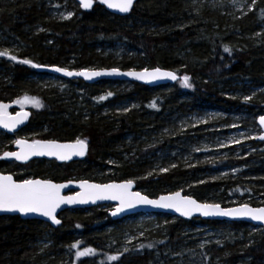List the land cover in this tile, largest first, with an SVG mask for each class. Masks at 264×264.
Masks as SVG:
<instances>
[{
	"label": "trees",
	"instance_id": "1",
	"mask_svg": "<svg viewBox=\"0 0 264 264\" xmlns=\"http://www.w3.org/2000/svg\"><path fill=\"white\" fill-rule=\"evenodd\" d=\"M57 1L0 0V51L7 50L9 56L16 57L11 60L0 56V103L23 97L38 99L41 106L27 108L29 118L18 136L58 142L79 138L86 140L87 153L82 161L62 165L33 160L23 166L22 177L32 176L55 183L87 180L101 184L137 177L138 173L146 171L144 158L147 155L163 149L172 152L174 142L188 135V132L181 135L175 131L178 138H173L172 142V138L163 133L167 127L175 129L169 119L171 114H184L198 104L220 107L223 102L237 104L224 100L221 94L228 90L242 91L245 84L264 86V31H261L264 0H256L246 16L232 25L225 16L198 0H138L123 17L110 14L94 0L89 10L77 6L67 20L51 16L48 3ZM225 47L228 52L224 51ZM109 48L115 51L106 55L105 50ZM23 60L31 63H22ZM32 65L70 70L162 68L175 72L179 80L157 88L131 83L127 93L112 88L122 82L86 84L81 80L64 79L62 91L38 90L33 78L45 73H38ZM185 75L191 87L183 86ZM165 88L169 90L165 92ZM125 99L137 102L139 109L125 114H101L104 108ZM85 101L95 108L89 104L84 106ZM263 102L264 93H260L249 105L253 103L261 111ZM140 136L151 140L152 146L145 148L143 143L136 147L137 152H130L132 144H127V137ZM12 137L0 132V155L12 149ZM152 137L156 138L153 142ZM180 139H184L180 144L182 148L189 138ZM253 144L262 146L255 140ZM123 149L128 153L125 156L121 155ZM255 158L256 162H261ZM110 160L113 161L111 166L108 165ZM235 163L239 162L220 164ZM4 164L0 160V168ZM108 169L110 172L106 173ZM190 172L196 171L177 167L165 173H154L146 179L135 180V189L156 198L174 192L188 180ZM14 177L21 181L20 177ZM239 188L244 187H231L223 181L205 182L184 190L183 195L202 203L215 199L222 207L243 202L264 207V202L246 200L245 189L240 191ZM217 190L219 193L215 194ZM225 197H235L236 203H226ZM102 208L66 211L60 215L62 224L56 229L17 216L0 217V264H264V230L251 232L250 224L184 221L166 214H138L112 221L109 212ZM145 215L153 216L154 221L129 222ZM155 224L162 227L147 232ZM196 224L213 231L223 230V237L217 242L201 243L195 249L191 242H186L185 230ZM136 231L145 235L140 247L134 252L119 249L125 237ZM45 238L50 240L46 248L41 245ZM77 242V248H72ZM85 248L93 252L77 258L76 252ZM110 256L118 259L109 260Z\"/></svg>",
	"mask_w": 264,
	"mask_h": 264
},
{
	"label": "rangeland",
	"instance_id": "2",
	"mask_svg": "<svg viewBox=\"0 0 264 264\" xmlns=\"http://www.w3.org/2000/svg\"><path fill=\"white\" fill-rule=\"evenodd\" d=\"M198 1L203 3L210 10L219 12L221 15L225 16L228 22H231L229 25H232V22L245 17L247 12H249L254 5L253 0ZM48 5H50L51 8V16L57 20L69 19L74 13V9L78 6L75 0H58L56 4L48 3ZM69 13H71L70 16ZM261 31H264V25L262 26ZM114 51L115 50H112V48H109L105 50V54H113ZM88 69L90 70L91 68ZM34 81L37 84L36 88L38 90L56 89L62 91L63 79L54 75L44 74L42 76H38V78H33V82ZM122 83L123 84L120 86L112 88H116L117 92H129L132 87L131 83ZM244 86L245 88L242 91L228 90L221 94V97L224 98V100L237 102L240 107L236 103L232 104L223 102L222 107L207 103L198 104L184 114L176 112L174 115L171 114L169 119H171L172 123H174L173 125L175 126V129L167 127L163 133L167 135V137L170 136L172 138V142H174L175 138H178L175 131L181 133V135L188 132V135H182L174 142L175 147L172 152H170V150L163 149L153 151L147 155L144 158L147 164L144 168L146 171L141 174L138 173L137 177L130 178L125 181L131 180L135 182V180L140 178L146 179L151 174L165 173L174 168L180 167L181 170H194L196 172H190L188 180L182 182L180 186L174 190L176 192H181L183 194L184 190H187L197 184L205 182L221 183V181H223L227 182L231 187L233 186L237 188L238 185H241L244 187L241 188L242 190L245 189L246 191V189H248L246 193L244 191V198H246V200L264 202V143H262L261 147H256L253 144L255 138H257L261 133V130L257 125V119L258 117L264 115V102L261 104V111L258 110L253 103L249 105V102L255 99L258 94L264 93V86L249 87L248 84H245ZM168 90L169 89L166 88L164 89L165 92ZM245 97H251V99L245 100ZM23 98L16 100L9 99L1 102L0 104L6 105L7 107L0 109V115L10 116L20 111H28L27 108L30 109L32 103H20L19 101H22ZM88 104L91 108H95L89 101L84 102V106L87 107ZM241 106H250V108L246 109ZM138 109L139 105L137 102L125 99L118 104L113 106L110 105L104 108V111H102L101 114L103 116H107L113 112L115 114L119 112L125 114L129 111H137ZM12 136V143L18 139L29 140L30 142L35 141L29 139L27 136H18V133ZM184 136L189 139L187 140L186 145L181 148L180 144L184 139L180 138H185ZM143 137L144 138H142V136L137 137L136 139L133 138L134 141L132 137H127V144H132L129 148L130 152H137L136 147L143 143L144 145L142 146L145 148L152 146L151 140L149 141L145 138V136ZM154 140H156V138L152 137V142ZM237 141H239V143H237ZM155 143H158V141H155ZM124 150L125 149H123V153L121 154L122 156L128 154ZM254 157H257L261 162H256V158L254 159ZM244 160H246L245 163H243ZM224 161H238L239 163H235L234 165L227 164L223 166L220 163ZM112 164L113 161L110 160L108 165L111 166ZM25 165L27 164L5 162L0 169L4 172L8 171V173H12L16 177H20L23 181L35 179L32 176L22 177L25 171L23 166ZM105 172L108 173L110 171L108 169ZM223 186L224 185H222V187ZM241 189L239 188L240 191ZM137 191L142 193V190L140 189ZM218 193L219 192L217 190L215 194ZM212 198L213 197L210 196V199ZM225 198H227L225 201L226 203H236L235 197ZM206 203L218 204L220 202L214 199L212 201H206ZM242 204H245V202ZM102 209L110 212L113 209V206L104 205ZM172 218L174 217L172 216ZM144 220H149L150 222L154 221L153 216L145 215L134 220L129 219V222H140ZM161 225L162 224H155L152 227H149L147 232H150L153 229H159L162 227ZM259 229L263 230L261 227L255 225H252L250 228L251 232H256ZM222 231L223 230L220 229L213 231L206 226L196 224L194 227L185 230V236L187 237L186 242H191L190 244H193L196 249L199 245H202L201 243H205L209 240L216 242L219 241L224 234ZM144 237L145 235L142 231H136L134 234L125 237L123 245H121L119 249L134 252L140 247ZM41 245L44 248L48 247L50 245L49 238L42 240ZM64 255L67 257V253Z\"/></svg>",
	"mask_w": 264,
	"mask_h": 264
},
{
	"label": "snow or ice",
	"instance_id": "3",
	"mask_svg": "<svg viewBox=\"0 0 264 264\" xmlns=\"http://www.w3.org/2000/svg\"><path fill=\"white\" fill-rule=\"evenodd\" d=\"M80 6L84 9L92 7L93 0H79ZM100 3L106 4L109 8H116L122 13L128 12L132 5L133 0H100ZM255 3V0H253ZM71 13H69V16ZM225 52L229 49L225 47ZM0 56H8L11 60H16L15 56H9L7 50L0 51ZM25 64H30L31 61H21ZM33 67H39V65H32ZM56 72H63L65 75L71 76L74 73L62 68H55ZM116 70L113 69V72ZM75 75L85 76L91 78L92 76L101 75L99 72H77ZM126 75L135 76L137 79L158 77H167L170 79H177L176 75L172 72H161L159 68L149 72L145 69L141 73L130 72ZM184 87H191L189 83V77L185 75L182 78ZM100 99H104L101 97ZM251 97H245V100H249ZM20 103L31 102L34 107L39 108L41 106L40 101L34 97H24ZM6 105L0 104V109L6 108ZM27 113H18L13 123H7L0 120V124L4 128L9 130L14 129L17 123H20L22 118L27 117ZM261 128H264V115L258 119ZM260 140H264V133L258 137ZM15 143L21 146L22 151L19 153L5 152L4 156H15L17 160H26L30 155H49L56 156L57 159L67 160L72 155L83 156L87 148V142L83 139H77L71 144H58L55 141H41L35 140L32 143H27L24 140H16ZM239 143V141H237ZM66 150V151H65ZM166 171V170H165ZM133 181L129 180L123 184H108V185H96L88 184L86 181H82L80 187L84 191L77 193L75 197H63L60 195V189L64 185L53 184L50 181L45 180H24L21 183L13 181L11 176H0V211H16L21 214L37 213L44 217H48L53 224H60V220L56 218V209L63 203H86L88 200L95 202L97 199H110L118 200L120 206L116 209L112 215H116L118 212L123 211L125 208L133 207L135 204H148L160 208H172L179 212L181 215H191L193 211H199L204 216L219 215V216H247L252 220L264 222V208L253 209L247 204L241 205L234 209H221L218 204H199L196 200L187 196H181L179 192H176L169 196H162L159 200H152L146 196H142L139 192H131ZM79 227V225L77 226ZM79 242L74 243L71 247L77 248ZM143 247V246H141ZM93 252L91 248H85L83 251H77V257H83L90 255ZM109 260H117L118 257L110 256Z\"/></svg>",
	"mask_w": 264,
	"mask_h": 264
},
{
	"label": "water",
	"instance_id": "4",
	"mask_svg": "<svg viewBox=\"0 0 264 264\" xmlns=\"http://www.w3.org/2000/svg\"><path fill=\"white\" fill-rule=\"evenodd\" d=\"M75 1L81 9H83V10H89L90 9V8L89 9L82 8L80 6L79 0H75ZM98 1L100 3V0H98ZM137 1L138 0H133V5ZM100 5L102 7H104L107 12H109L110 14H113L115 16L123 17L129 13V11L126 13H122L116 8H109V7H107L106 4L100 3ZM34 68L38 73H45V74L54 75V76L61 78V79H64V80H81V81L85 82L86 84H95V83H98L101 81H113V82L136 83V84L148 87V88H157V87H162V86L173 85L179 80V77L175 72H173L171 70H167V69H162V68H159L161 70V72H172L176 75L177 79L173 80V79H170L167 77H158L156 79H152V78L137 79L135 76L126 75V73H130V72L141 73L145 69H142V70H134V69L122 70V69H118V68H110V69L70 70L67 68L59 67V68H62V69H65L67 71L74 73L73 75L68 76V75H65L63 72H56L54 69L57 67H54V66H52V67L39 66V67H34ZM113 69H115L116 71L113 72ZM155 69H157V68L147 69V70L149 72H151ZM81 71L88 72V73L99 72V73H101V75L92 76L90 79L86 78L85 76L75 75V73L81 72ZM18 113H21V114L27 113L28 114V112H26V111H20V112H17L16 114H13L10 116L0 115V120H3L4 122H7V123H13L14 119L18 118L17 117ZM28 118H29V115H27L26 118H22L21 122L17 123L15 128L11 129V130L4 128L3 125L0 124V131L4 132L6 134H10V135L17 134L21 130V128L25 126V124L28 121ZM258 119H259V117H258ZM258 119H257V125L261 130L260 134H262V133H264V128H261V126L259 125ZM260 134H259V136H260ZM258 137L255 139V141L258 143H264V140H260ZM18 140H23V139H18ZM24 141H26L29 144L32 143V142L27 141V140H24ZM41 141H55V140H41ZM75 141L76 140L70 141V142H58V141H55V142L58 144H71V143H74ZM21 151H22L21 146L14 143L13 151H9V152L19 153ZM86 153H87V148H86L85 154L83 156L72 155L71 158L67 159V160L57 159L56 156H49V155H30V156H28V158L26 160H17L15 158V156L5 157L4 153H3L0 156V160L7 161V162H15V163H19V164H28L33 160H44V161H48V162L53 161L57 164L62 165V164H69L72 162L82 161V160H84ZM0 176H11L14 182H16V183L23 182V180L22 181L15 180V178L12 174H4V173L0 172ZM31 180L50 181L47 179H40V178H35V179H31ZM82 181H86L88 184H96V185L123 184L126 182V181L109 182V183H105V184L91 182V181H87V180H70V181L61 182V183H55L52 181H50V182L53 184H57V185H64V187H62L60 189V195L61 196H63V197H75L77 195V193L84 191V189H82L80 187V184ZM130 191L133 193L138 192L135 189L134 182H133V185H132V188L130 189ZM174 193H176V191H174L172 193H168V194L159 195L156 198H149V197L148 198L152 199V200H159L160 197H162V196H169V195H172ZM179 193L181 194L182 197L183 196L190 197L188 195H183L181 192H179ZM140 194L142 196H146L142 193H140ZM190 198L196 200L193 197H190ZM197 203L209 204V203H202L199 201H197ZM103 205H112L113 206V209L109 212V217L112 221H118V220L127 218L129 216L138 215V214H166V215H170V216L182 219L184 221H190L192 219H200L202 221H218V222H228V223L243 222V223H247L250 225H255V226L261 227L264 230V222L252 220L250 217H247V216H219V215L204 216L199 211H193L191 213V215L184 216V215H181L179 212L175 211V209L160 208V207H155L153 205H148V204H135L133 207L125 208L123 211L118 212L116 215H112V213L115 212L116 209L120 206V202L118 200H110V199H97V200H95V202H93L92 200H88V202H86V203H63V204H61L59 206V208L56 209V212H55L56 218L58 220H60V224H53L48 217H44V216L39 215L37 213L21 214V213L16 212V211H0V217H8V216H10V217L15 216L16 217L17 216L21 220L40 221V222H43L45 224H48L53 229H56L57 227L61 226V224H62V221L60 219V215L63 214L64 212L71 211V210L91 209V208L103 206ZM241 205H244V204L235 205V206H231V207H222L220 205V207H221V209L227 210V209L238 208ZM247 205L253 209L264 208L262 206L253 207L249 204H247Z\"/></svg>",
	"mask_w": 264,
	"mask_h": 264
},
{
	"label": "flooded vegetation",
	"instance_id": "5",
	"mask_svg": "<svg viewBox=\"0 0 264 264\" xmlns=\"http://www.w3.org/2000/svg\"><path fill=\"white\" fill-rule=\"evenodd\" d=\"M4 134H6V133H4ZM8 135H10V134H8ZM14 144V143H13ZM12 151H13V147H12V149H11ZM4 162H7V161H4ZM1 173H4V174H12V173H8V172H4V171H0ZM13 176H14V174H12Z\"/></svg>",
	"mask_w": 264,
	"mask_h": 264
}]
</instances>
